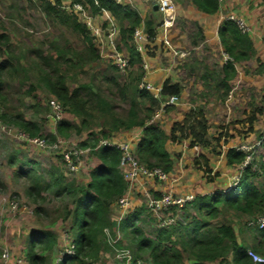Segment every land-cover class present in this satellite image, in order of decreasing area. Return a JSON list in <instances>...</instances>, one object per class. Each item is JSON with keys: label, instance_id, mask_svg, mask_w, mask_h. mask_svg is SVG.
<instances>
[{"label": "trees", "instance_id": "trees-1", "mask_svg": "<svg viewBox=\"0 0 264 264\" xmlns=\"http://www.w3.org/2000/svg\"><path fill=\"white\" fill-rule=\"evenodd\" d=\"M190 1L198 11L208 15H214L220 9L218 0ZM261 1L264 3V0ZM66 2L82 3L94 15L101 14L102 9L109 11L122 23L120 32L125 44L133 38L134 30L142 23L137 10L130 6H121L113 0H40L41 8L49 19L66 25L79 36H83L86 45L85 51L74 52L76 57L71 58L67 56L69 52H73L70 46L57 49L56 57H44L38 54L42 61L37 65L40 81L63 109L80 121V124L76 125L67 120H60L56 126L60 136L68 138L74 132L81 133L82 130H88L95 113L100 111L106 120L105 128L100 131L103 138L116 141L121 139L118 135L122 130L143 128V134L133 148L137 159L149 167H159L167 174L173 163L166 147L168 139L177 140L179 133L181 137H191L194 144L203 146L212 144L207 137L209 126L206 119L199 120L195 113L194 115L188 113L183 122L175 123L171 134L162 128L161 120L154 125L145 126L159 102L149 91L136 86L142 77V72L130 73V81L123 86L118 84L115 78L104 77L118 86L121 96L129 102V109L125 115L118 114L115 104L103 97L102 88L99 86L95 91L90 85H82L71 90L63 67L83 68L85 65L93 64L100 59V50L90 30L80 21L78 13L61 8ZM149 32L155 35L153 30ZM218 38L225 54L230 57L222 66L220 81L217 84L223 89L220 99L224 101L231 91V81L238 75L236 65L249 62L256 55L257 50L252 38L229 19L222 21ZM10 41L6 33H0V44L8 51H10ZM129 53L131 65L137 66L141 62L140 54L134 46H129ZM15 71V66L10 60L4 59L0 62V104L2 105L7 103V95L4 92L5 76ZM256 72L260 75L264 74L263 63ZM163 87V99L172 95L178 97L181 95L180 84L166 80ZM33 90L35 88L31 86L30 91ZM172 107H168L167 110ZM198 113L204 116L202 110L198 109ZM0 119L18 127L32 138L47 140L41 126L25 118L23 114H13L5 110L0 114ZM55 140L54 137L50 139V141ZM99 143L100 137L95 133H90L80 142V146L84 149L93 147L94 154L99 159V163L89 171V179L85 184L70 183L62 188L57 179L54 183L59 188L58 195L66 193L75 198V206L71 211V232L75 252L71 256H66L60 264H96L103 248L104 230L116 225L112 214L120 213L115 207L128 186L120 171L122 154L116 146L97 147ZM261 143L264 147V135ZM250 155H252L250 151L240 148L233 147L227 151L230 165L241 166ZM22 174L30 176L31 171ZM30 178L32 184L28 188V195L38 199L42 197V190L46 188L40 185L35 176ZM37 211H41V208ZM142 211L134 214L129 212L121 223L122 229L127 233L135 249V259L146 257L151 264H257L248 256L247 249L251 248L264 255V229L257 230L259 235L257 242L249 245L239 242L233 223L216 224L215 221L226 218L228 213L246 215L250 218L264 214V154L260 155L258 160L253 157V161L243 170L237 186L229 191L218 190L197 196L183 209V213L178 214L181 219L168 228L158 229L155 237H149L138 224ZM57 243V238L51 232L40 231L32 234L26 252L28 263L45 264L47 257L42 253L53 250Z\"/></svg>", "mask_w": 264, "mask_h": 264}, {"label": "rangeland", "instance_id": "rangeland-1", "mask_svg": "<svg viewBox=\"0 0 264 264\" xmlns=\"http://www.w3.org/2000/svg\"><path fill=\"white\" fill-rule=\"evenodd\" d=\"M132 8L136 10L135 7ZM223 14L225 16L228 13ZM98 16V23L107 25L105 17L101 14ZM116 24L120 30L122 23L117 20ZM177 25L181 34L188 35L190 41L187 45L181 44L178 47L180 53L176 55L189 57L186 64L182 63L184 68L182 64L179 65L185 69L182 73L186 88L183 101L188 103L183 114L186 116L188 113H195L199 120L206 119L211 132L207 137L215 149L221 146L224 150L236 145L248 149L252 157L258 160L260 155L264 154L261 143L264 135V74H257L256 70L261 63L264 64V53L257 51V55L249 62L237 64L238 75L231 81V91L223 101L220 99L223 89L217 84L226 59L219 38L216 43L204 41L195 23L183 17H177ZM149 30L150 28L146 27V32L152 38L156 36L155 29H152L155 35H151ZM0 33H6L11 40L10 51L0 44V62L8 59L16 69L13 74L5 76L4 92L7 95V103L0 104V114L5 110L13 114L20 113L28 120L37 122L48 144L42 146L23 141L15 135V131L20 130L18 127L1 120L0 264H13L17 259H24L23 264H29L26 252L30 238L32 234L40 231L51 232L57 238L55 248L42 253L47 257L45 264H55L60 253L72 242L71 211L75 206V198L66 193L58 195L59 188L54 183L57 179L62 188L70 183L85 184L89 179V171L99 163L93 147H90V150L82 154L81 169L72 173L66 167L63 153L71 149H82L80 142L90 133L103 138L100 131L105 128L106 120L98 111L88 130L74 132L68 138L58 134L56 126L59 119L55 121L52 118L53 102L58 101L39 79L37 65L42 61L38 54L56 57L58 50L70 46L73 52H69L67 56L71 58L76 57L74 52L85 51L86 45L83 36H79L66 25L49 19L41 8L40 0H0ZM151 41L153 42V39H150L149 43ZM95 43L100 50V59L83 68L63 67L62 70L67 73V84L71 90L82 85H90L94 91L97 86L101 87L103 97L115 104L118 114L125 115L129 102L121 96L119 87L104 77L115 78L117 83L123 86L130 81V73L142 72L141 62L123 74L114 67L109 56L110 45H100L98 41ZM115 45L118 51L130 56L129 46H134L133 38L125 44L120 32ZM31 86L35 90L30 91ZM131 91L130 88V94ZM198 109L202 110L204 116L198 113ZM61 120L80 124L78 118L65 110L61 114ZM122 132L123 130L119 133ZM51 137L62 140L63 143L55 144L56 140L50 141ZM26 171H31L30 176H35L40 185L46 188L42 190V197L36 199L28 195L32 181L30 176L22 174ZM14 204L18 205L16 210L12 209ZM38 208H41V211H37ZM144 216L145 222L138 224L149 237H155L159 229L155 218L149 211H146ZM181 218L179 216L178 219ZM248 219L250 217L246 215L228 213L226 218H221L215 223H233L242 227L247 235L256 234L255 230L250 231ZM107 229L109 234L105 232L102 238L103 248L96 264H124L118 257L120 249L130 250L134 259L135 249L122 229V224H119L118 228L116 222L115 226ZM247 242L249 244L250 239ZM141 260L151 264L146 257Z\"/></svg>", "mask_w": 264, "mask_h": 264}, {"label": "crops", "instance_id": "crops-1", "mask_svg": "<svg viewBox=\"0 0 264 264\" xmlns=\"http://www.w3.org/2000/svg\"><path fill=\"white\" fill-rule=\"evenodd\" d=\"M174 1L177 6V17H183L187 21L195 23L196 28H200L204 41L209 43L217 42L219 27L226 17L235 15L244 18L250 26L251 31L248 35L254 41L256 50L264 53V3L261 0H224L220 4L218 13L214 15L198 11L190 0ZM132 6L140 14L142 18L141 24L145 29L147 27L150 30L155 29L154 31H156V36L152 38L153 42L151 41L146 44L145 58L151 71L148 78L152 82L160 84H164L166 80H170L175 84H180L182 87L181 95L179 96L181 102L166 112L160 121L162 128L168 134H171L173 125L185 119L183 111L188 106V103L183 101L186 88L182 80V73L185 69L180 68L179 65L182 63L186 64L189 57H177L176 55L180 53L178 47L181 44L187 45L190 43L189 37L186 34H181L176 23L170 35L173 50L169 49L160 41L161 13L158 7L153 3L142 0H133ZM224 12L228 14L224 16ZM156 19H159V21H156ZM156 37L158 38L155 40ZM209 130L208 134L210 136L211 132ZM142 134L143 128H134L124 130L118 136L123 140H132V146L135 148ZM166 147L173 161L172 168L168 173V179L166 181L148 179L145 185H137L136 189L130 194L133 204L130 214L144 210L140 215L139 221H137L139 224L145 222L143 220L145 217L144 213L148 211L145 204V196L143 195L145 190H148L155 196L172 192L176 195L193 194L195 197L211 194L218 190L229 191L233 176L239 172V166L230 165L227 158V151L233 147L238 148L236 145L226 147L224 150L221 146L215 149L212 145L203 146L198 143L194 144L191 137L184 138L177 133V140L168 139ZM120 171L123 173V167H120ZM115 209L119 211L117 206ZM120 215L121 213L117 214L116 212L112 214V218L117 222ZM125 217L126 215L120 224ZM234 227L240 243H248L247 240L249 239L251 241L249 245H254L257 242L259 238L258 229L248 227L250 231L254 229L256 234L247 235L246 231L241 229L242 227L236 225Z\"/></svg>", "mask_w": 264, "mask_h": 264}, {"label": "built area", "instance_id": "built-area-1", "mask_svg": "<svg viewBox=\"0 0 264 264\" xmlns=\"http://www.w3.org/2000/svg\"><path fill=\"white\" fill-rule=\"evenodd\" d=\"M117 4L121 6H130L133 5V0H113ZM145 2L153 3L158 7L159 12L161 13V23H160V41L173 50V46L171 44V32L172 29L176 26L177 23V6L174 0H142ZM219 4H222L224 0H218ZM98 3V2H97ZM61 8L67 11H74L78 13L79 19L82 23H84L87 28L90 30L91 34L95 38L96 41L100 45H104L105 43L110 45V49L108 50L109 56L112 58L114 66L119 70V72L126 74L131 69V61L129 56L121 53L117 50L115 45V41L120 36L119 26H117V19L107 10L102 9L101 15L105 17V21H107V25L103 26V24L98 23V15H94L85 5L78 2H66ZM225 19H229L234 21L239 29L248 34L251 29L248 22L242 18L235 15H230ZM133 42L135 50L141 56V66L143 69L142 77L138 83V87L143 90L149 91L153 98L158 100L159 105L151 115V117L146 121L145 126L154 125L158 121H160L167 112L168 107L176 106L179 104L180 99L176 95H172L166 99H163V84L154 83L149 78L148 75L151 72L149 64L147 62L146 57V44L152 39V37L146 32L145 27L141 24L139 25L133 33ZM158 37L155 38V40ZM226 61L230 59L228 55L225 54ZM63 107L59 102H53V114L55 121L59 122L61 120V114L63 112ZM1 123V119H0ZM11 132L10 129H8ZM15 135L22 139L23 141L30 143L34 142L39 145H48L46 139L44 138H32L22 130H16ZM62 140H56L55 144H62ZM102 145H110L116 146L120 149L122 158H121V167H123V175L127 182V191L122 197H120L117 201V208L120 211L121 215L117 220V225L119 228V224L123 217L131 212L133 209L132 200L130 198V194L136 189L137 185H145L148 179H156L159 181H166L168 179V174L165 173L159 167H149L145 164H142L136 157L132 140H112L110 138H101L100 143L97 147ZM57 146V145H56ZM240 149L249 151L246 148L238 147ZM90 150L86 149H71L70 151H65L63 153V159L65 161L66 167L72 173L78 172L81 167V157L84 151ZM253 161L252 155L248 156L244 163L239 166V172L233 176L232 182L230 184L229 190L238 185L243 170ZM145 196V204L147 210L153 215L156 220V225L159 229L168 228L174 225L179 216L178 214L183 211V209L190 203L194 201L196 198L193 194H185V195H176L172 192L163 193L160 196H155L150 193L148 190L143 192ZM18 208L17 204L12 205V209L16 210ZM119 223V224H118ZM247 225L251 228H255L258 230L264 229V214L259 215L256 218H250L247 221ZM107 234H109L108 229L104 230ZM75 252V244L71 242L68 247H66L64 252H61L59 258L55 262V264H60L62 260L66 256H71ZM118 257L121 259L124 264H147L143 262L141 259H133V256L128 249H120L118 250ZM5 254V253H4ZM248 256L252 259L254 263L264 264V255H261L255 252L253 249H247ZM24 259H17L13 262V264H23Z\"/></svg>", "mask_w": 264, "mask_h": 264}]
</instances>
